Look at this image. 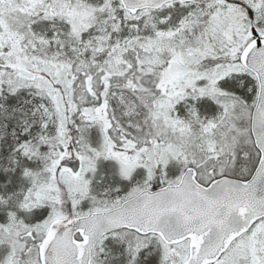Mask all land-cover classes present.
Returning a JSON list of instances; mask_svg holds the SVG:
<instances>
[{"label": "snow or ice", "instance_id": "6c2138e0", "mask_svg": "<svg viewBox=\"0 0 264 264\" xmlns=\"http://www.w3.org/2000/svg\"><path fill=\"white\" fill-rule=\"evenodd\" d=\"M0 264H264V0H0Z\"/></svg>", "mask_w": 264, "mask_h": 264}]
</instances>
